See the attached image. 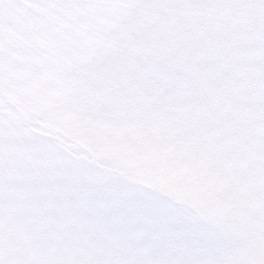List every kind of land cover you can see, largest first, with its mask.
<instances>
[{
    "label": "snow or ice",
    "instance_id": "6c2138e0",
    "mask_svg": "<svg viewBox=\"0 0 264 264\" xmlns=\"http://www.w3.org/2000/svg\"><path fill=\"white\" fill-rule=\"evenodd\" d=\"M0 264H264V0H0Z\"/></svg>",
    "mask_w": 264,
    "mask_h": 264
}]
</instances>
